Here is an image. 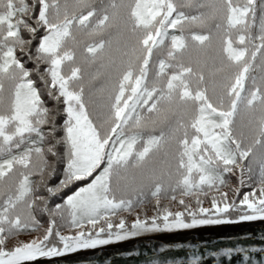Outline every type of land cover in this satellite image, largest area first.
Instances as JSON below:
<instances>
[{
	"label": "snow or ice",
	"instance_id": "snow-or-ice-1",
	"mask_svg": "<svg viewBox=\"0 0 264 264\" xmlns=\"http://www.w3.org/2000/svg\"><path fill=\"white\" fill-rule=\"evenodd\" d=\"M237 221H264V0H0V264Z\"/></svg>",
	"mask_w": 264,
	"mask_h": 264
},
{
	"label": "water",
	"instance_id": "water-1",
	"mask_svg": "<svg viewBox=\"0 0 264 264\" xmlns=\"http://www.w3.org/2000/svg\"><path fill=\"white\" fill-rule=\"evenodd\" d=\"M237 248L243 251L237 252ZM228 249L231 254L225 256ZM261 250L264 223H253L153 237L36 264H190L197 257L198 264H264Z\"/></svg>",
	"mask_w": 264,
	"mask_h": 264
},
{
	"label": "rangeland",
	"instance_id": "rangeland-1",
	"mask_svg": "<svg viewBox=\"0 0 264 264\" xmlns=\"http://www.w3.org/2000/svg\"><path fill=\"white\" fill-rule=\"evenodd\" d=\"M59 177H56L54 179V183L58 182ZM59 202V201H57ZM149 215H151V209H149ZM253 223H264V221H237L234 223H225V224H220V225H202V226H197L195 228L192 229H179V230H174L173 232H145V233H141L138 236L135 237H129L127 240L124 241H114L113 243L109 244V245H103V246H99L97 249L94 250H99V249H105V248H111V247H115V246H120V245H124V244H128L131 242H135V241H140L143 239H149V238H153V237H161V236H165V235H178V234H184V233H189V232H196V231H201V230H206L209 228H220L223 226H231V225H241V224H253ZM89 251H93V250H82L80 252L74 253V254H68L64 257H68V256H72V255H76V254H80V253H84V252H89ZM64 257H58V258H44L39 260L40 262H45V261H49V260H56L59 258H64Z\"/></svg>",
	"mask_w": 264,
	"mask_h": 264
},
{
	"label": "bare ground",
	"instance_id": "bare-ground-1",
	"mask_svg": "<svg viewBox=\"0 0 264 264\" xmlns=\"http://www.w3.org/2000/svg\"><path fill=\"white\" fill-rule=\"evenodd\" d=\"M224 227V226H223ZM43 262V261H42ZM42 262H40V261H37L36 263H42Z\"/></svg>",
	"mask_w": 264,
	"mask_h": 264
},
{
	"label": "trees",
	"instance_id": "trees-1",
	"mask_svg": "<svg viewBox=\"0 0 264 264\" xmlns=\"http://www.w3.org/2000/svg\"><path fill=\"white\" fill-rule=\"evenodd\" d=\"M75 187V186H74ZM68 194H71L70 192Z\"/></svg>",
	"mask_w": 264,
	"mask_h": 264
}]
</instances>
